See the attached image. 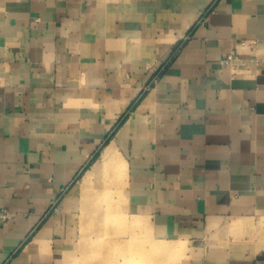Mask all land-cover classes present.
I'll list each match as a JSON object with an SVG mask.
<instances>
[{
    "label": "crops",
    "instance_id": "1",
    "mask_svg": "<svg viewBox=\"0 0 264 264\" xmlns=\"http://www.w3.org/2000/svg\"><path fill=\"white\" fill-rule=\"evenodd\" d=\"M2 211L0 264H264V0H0Z\"/></svg>",
    "mask_w": 264,
    "mask_h": 264
},
{
    "label": "rangeland",
    "instance_id": "2",
    "mask_svg": "<svg viewBox=\"0 0 264 264\" xmlns=\"http://www.w3.org/2000/svg\"><path fill=\"white\" fill-rule=\"evenodd\" d=\"M110 153L106 154L104 156V163L108 162V158H109ZM157 251L155 249H151V247L149 245H147L146 243H141L136 245V247H134L131 250V257L128 260V264H151L152 263V257L153 256H157L156 255ZM172 257V256H171ZM155 260H154V264H155Z\"/></svg>",
    "mask_w": 264,
    "mask_h": 264
},
{
    "label": "built area",
    "instance_id": "3",
    "mask_svg": "<svg viewBox=\"0 0 264 264\" xmlns=\"http://www.w3.org/2000/svg\"><path fill=\"white\" fill-rule=\"evenodd\" d=\"M241 45H246V41H241ZM238 59V56L236 53H229L227 54L223 59H222V62L225 64V65H229L231 68H234L236 63H235V60ZM0 215L3 217V218H9L12 216V214L8 211H2L0 213Z\"/></svg>",
    "mask_w": 264,
    "mask_h": 264
},
{
    "label": "bare ground",
    "instance_id": "4",
    "mask_svg": "<svg viewBox=\"0 0 264 264\" xmlns=\"http://www.w3.org/2000/svg\"><path fill=\"white\" fill-rule=\"evenodd\" d=\"M108 151H109V150L106 151L107 154H108ZM105 155H106V154H105ZM95 164H96V163H95ZM96 167H97V166H96ZM94 171H95V170H94Z\"/></svg>",
    "mask_w": 264,
    "mask_h": 264
}]
</instances>
